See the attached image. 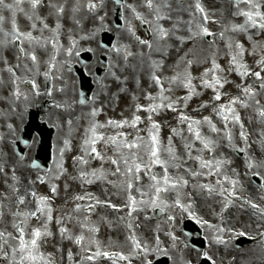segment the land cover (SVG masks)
<instances>
[{
    "label": "snow or ice",
    "instance_id": "6c2138e0",
    "mask_svg": "<svg viewBox=\"0 0 264 264\" xmlns=\"http://www.w3.org/2000/svg\"><path fill=\"white\" fill-rule=\"evenodd\" d=\"M122 0H117V3ZM237 9L233 13L234 16L244 17V23L224 25L223 30L218 34L219 39L225 45L224 56L228 59L226 68H222L217 62L219 58L220 50L217 49L211 59V67L205 68L203 73L199 77H193L190 69L192 67V61L185 60L183 57L181 60L185 63V69L181 71H174L173 75L162 78L160 75L152 74L151 79L158 89L156 95L147 93L145 99L148 101L146 105L137 104L135 111L131 119H125L123 121L109 120L105 124L92 121L89 127L85 130V135L81 145V155L73 157V163L79 165H88L90 160H99L100 167L94 168L90 172L79 169L80 180L88 185L93 184L96 181H106L109 176H115L122 178L121 183L125 186V190L128 193L127 207L131 209V212L138 210L137 205H151L153 208L159 207L161 211L165 208H175L181 214L188 212L191 214V204H184L181 199V191L189 186L190 179L195 181L193 189L199 188L200 190L207 191L209 195L218 194L225 198L228 203H231L233 199H239L236 196V185L239 183L238 177L240 175L235 169L232 172L235 177H230L224 168L231 164V161L225 157L217 156V149L221 147L220 141L226 142V146L230 149H234L237 152H247L246 148H238L234 146V136L232 128L239 126V138L245 145H248V135L244 131V123L241 120L238 108L249 109L253 108L256 115L259 117L260 123L264 126V103H262V97H264V47H260L258 42L252 43V49L250 55H256L257 49L260 47V59L256 62L259 71H253L244 61L245 53L248 49L244 44L235 40L232 37L225 39V33H242L247 34L250 30H255L256 35H264V11L261 10V4L257 0H233ZM27 4L28 9L24 7ZM247 5V10L240 9V5ZM142 7L148 9L151 19L146 17L140 11L137 10V6L134 4L128 5V9L131 12V19L125 18L126 30L133 36H135L134 22L147 25L150 30V35L157 42H166L172 38L179 42L182 46L194 38L199 37H213L215 34L210 32L207 24L209 23V17L205 12L202 5L197 2L194 7L196 12L202 14V23L196 24V30L193 31L192 25L195 22L194 19L189 21H177L171 29L165 28L161 21L171 20L170 10L171 3L168 0H160L159 3L155 0H144ZM42 8L49 9L48 16H42L40 10ZM97 8V4L89 0L87 3V11L93 12ZM66 10H69L72 14L74 22L79 23L77 15L83 10V6L79 0H75L69 8L68 0H64V3H55L53 0H12V2H6V0H0V48L7 49L9 46H14L18 49L20 55L17 56V60L28 58L31 60L32 65L35 68L37 74H39V57L36 49L47 50L49 44L52 49V54L48 60V71L44 73L46 79H50V73L56 69L57 58L63 50L67 57L73 55L79 56L80 51L76 48V40L69 35V44L65 48L60 43V36L62 34L63 25L61 23ZM9 13L8 16L4 15V12ZM20 14H23L28 21H30V30L21 31L17 22V18ZM193 15L194 14H190ZM48 17H55L56 23L54 27H51L47 23ZM101 21L104 19L100 17ZM216 23L215 20L211 21ZM179 23H185L188 25V35H178L181 29L177 26ZM10 25V27H6ZM45 32L50 33L49 36H45ZM38 33V34H35ZM91 38V37H90ZM138 43L146 45L150 50L153 43L151 40H143L136 36ZM248 40L252 42V36H248ZM213 42L214 41H210ZM25 44L31 48V52L25 50ZM170 47V46H168ZM114 51L119 54L120 48L113 46ZM179 51V48H177ZM132 55L131 52H125V60L128 56ZM4 67L0 69V72H7L11 77V82L14 85L13 95L17 100L21 97L19 85L21 83V77L17 75L16 69L21 68L22 65L17 63L16 65H9L7 59H3ZM67 61H65V65ZM26 71H33L32 68H28L27 65H23ZM116 67L110 64V72L115 77V72L112 69ZM153 67L162 70L164 67L163 61H153ZM180 67V61L174 65V69ZM235 73L240 77L241 81H246L249 77H254L258 82L256 87L252 84L239 83L235 84L236 89L240 93L239 95L232 96L224 91L225 85L232 84L234 81L228 79L226 73ZM200 83L197 85L196 80ZM3 81L0 80V83ZM23 83L31 86L33 90L37 89L38 85L35 79H24ZM167 85V86H165ZM201 88L203 90H211L213 93L209 101L201 103L195 112H202L205 109H211L210 115L202 116V118H195L187 114L189 102L193 97L202 96L204 93L198 91ZM178 90H183L186 95H176ZM227 97V100H225ZM27 99V96H24ZM86 97L81 98L80 103L84 104ZM222 101H224L222 103ZM171 111L176 113V119L181 127L179 129L172 128L168 137L167 145H163L160 138L161 125L154 119L155 115H158L160 111ZM141 112L147 113L146 118H142ZM98 114L95 107L92 108L90 115L95 117ZM216 117L223 127H218L214 122L213 117ZM147 123L146 128H141L140 125ZM71 124V121H69ZM186 125V131L188 136L184 135V127ZM207 127L208 133L205 134L203 129ZM11 127V126H9ZM125 128L133 130V133L124 131ZM104 129H112V133L109 134ZM144 132L146 135H141ZM260 137L261 148L264 149V127L261 128L258 133ZM131 136V139H129ZM179 137L181 141L182 152L178 151L174 144V137ZM65 147L69 148V141L65 140ZM103 144L107 151L101 152L98 150V145ZM65 149H60L61 160L56 162V174L53 175L52 180L58 181L63 176L67 175V169L64 167L63 155ZM109 151L111 154H109ZM166 153L167 158H164ZM245 168L247 171H252L254 167L264 166V161H261L259 165L254 164L251 160L245 156ZM105 164L112 166L111 169H106ZM190 164H195L197 167H190ZM33 168H39L38 163L31 165ZM155 168H160L161 173L153 171ZM170 169H174L177 173L183 170L186 175H172ZM9 171L11 176H9ZM50 172L53 169H49ZM247 171L245 174H247ZM254 176H258L260 179L259 187L264 188V176H260L258 172H253ZM0 176L4 178V191H0V220L3 219L5 212L13 218L12 227L15 230V235L11 232L0 230V264H57L52 253H45L42 251L43 243L53 236L50 225L53 222V211L50 198L48 196H38L35 190L28 189L21 193L19 187L20 179L16 175V168L12 166L10 169L7 162H0ZM147 176L149 183L145 187H138L142 184V177ZM203 177L208 179L215 177V184L218 187H213L210 183L200 184L199 179ZM75 179V177L73 178ZM11 181V182H9ZM38 182L41 184L48 183L44 177H39ZM36 181H27V184H34ZM108 183L115 185V181H108ZM230 185V188L225 187ZM59 185L56 183H50V191L55 196L57 194ZM67 191V184L65 185ZM133 191L139 194L140 199L137 200L136 196H133ZM9 192L12 196L9 197ZM175 192V199L171 204L162 199L167 194ZM31 198L35 202L34 209H27L25 211L20 210V206L24 205L28 198ZM147 197V199H145ZM91 200V195L85 193L84 195H77L74 197L75 201ZM5 201H11L9 204H5ZM101 202L96 201V205ZM15 205V210L13 209ZM96 205L88 203L86 206L81 203H76L73 212L79 213L82 210L85 212V219L81 221L78 217H73L71 214L65 216L61 215L55 218V223L58 226L59 235L61 240L69 239L74 240V243L80 246L81 253H83L80 264H84L85 261H93L96 257H105L113 261V264L117 262V256L121 261H128L129 257L123 253L114 254L107 251H100L98 243L96 244L97 250L92 252V244L95 241H90L87 248L84 245L86 239L83 234L84 231L96 233L98 231L95 227H88L90 223L91 213ZM106 206L119 210L116 205L107 204ZM253 209H258L257 204H251ZM129 213V216L131 215ZM264 218V214H262ZM173 216H169V220H173ZM32 220L37 221V226L31 227L29 225ZM74 223L81 228V234L73 236L71 229L67 227V223ZM206 223V222H205ZM131 225H129V228ZM209 227H213L209 225ZM219 231H224L219 229ZM171 235V234H169ZM132 245L137 250L141 248L140 242L130 235ZM173 241L176 237L172 236ZM216 243H224L219 237L215 240ZM159 244V240H157ZM61 252V259H63V250L58 249ZM145 258L147 256V246L144 248ZM91 253V254H88ZM207 257V253L204 254ZM211 259V257H207ZM67 259L69 264H75L73 260V253L71 250L67 253ZM146 264H151V261H146ZM213 264L215 262L213 261Z\"/></svg>",
    "mask_w": 264,
    "mask_h": 264
},
{
    "label": "rangeland",
    "instance_id": "374dc122",
    "mask_svg": "<svg viewBox=\"0 0 264 264\" xmlns=\"http://www.w3.org/2000/svg\"><path fill=\"white\" fill-rule=\"evenodd\" d=\"M83 1L86 2L87 0H79L82 6L84 4ZM125 1L128 2V5L134 4L137 7L140 2V0L139 1L136 0V2L134 3L132 2V0H125ZM181 1L182 0H168V2L171 3V6H172L170 13H175L177 11L179 12V10H181V12L183 11L184 13H186L188 21L190 19H194L195 22L193 23L192 28H193V31H195L196 24L202 23V19H200L201 17L195 12V7H194L195 3L191 2L190 0H188L189 3H185ZM258 1L264 3V0H258ZM6 2L10 3L12 2V0H6ZM53 2L55 3L59 2L60 4H62L64 3V0H53ZM74 2L75 0H68L69 8L71 7V4ZM200 4L202 5V7L204 8L205 12L207 13L209 17V23L207 24L208 29L215 30L214 27H211V25L213 24L211 21H212V18H214V16H212V14L208 12V10L210 9V6L209 5L204 6L202 3ZM24 7L28 9L27 4H25ZM239 7L240 9L246 10V5L239 6ZM219 8H222V6H219ZM42 9H47V8H42ZM42 9L40 10L41 15H42ZM223 9H224V6L222 10L216 15L219 17V19H221V17H223V15L226 12V9L225 10ZM144 10L146 13H142V14H146L147 17L151 19L148 9H144ZM48 12L49 11L44 12V14H47ZM3 14L6 16L9 15V13H7L6 11ZM125 14L128 17L129 11L125 10ZM190 14H194V16ZM71 17H72L71 12L69 10H66L64 18L61 21L63 25V28H62L63 35L68 36L71 34L73 38L77 39L80 36L82 40H84V38L87 40L88 32L92 30V27L95 24L93 22V17L84 14L83 10L77 15V20L79 21V23L74 22ZM240 21H243V20L239 18L238 16L236 24H241ZM17 22L21 29H26L27 21H26V17L23 14H20L18 16ZM161 23L163 24L165 28H168V29H170L169 27H172L174 24H177V22H169V20L161 21ZM178 25L179 27H183V30H186L188 27L187 24L182 25V23H179ZM94 29H95V26H94ZM187 35L188 33H185V36ZM249 35L252 36V42L248 40ZM136 36L140 37L143 40H147V37L145 36L143 32L137 33ZM129 37L130 38L123 39V36H121L120 39L115 43L116 44L115 46L120 48V53L118 54L113 64L116 67L112 69V71L115 72L116 78H113L112 74H110V76H107L106 81H105L106 88L99 94L100 97L98 98V101L104 102L103 104L105 105V108H106V109H103L104 115H102L99 119H95L97 115L95 116V118H92L90 115L91 111H88L87 120H86L80 114H77L75 121L68 125H66L62 119L56 120L57 126L58 124H61V129L55 138L56 141L54 140V151H55L54 162L52 166L50 167V169H53V171L52 172L48 171L47 173H44V174H47L45 177V180L48 181V183L43 185L45 187V191H48V192H50V183H56L59 185L57 194L55 196L49 195L50 197H52V199H55L56 201L57 200L64 201L68 197L74 196L75 194L89 193L91 196H93L96 200H99L100 202L101 201H111L117 205L127 203L128 193L125 190V186L121 183L122 178L115 177V176H109L106 181H96L91 185L83 183L79 178V169H83L84 171L90 172L92 169L100 167L99 160H90V163L88 165H79V164L73 163V157L80 156L82 154L81 145H82L83 138L85 135V130L89 127V124L92 121L98 122L100 124H105L109 120L123 121L125 119H129L131 114H133V112L135 111L137 104L146 105L148 103V101L145 99V95L147 93H152V91H155L152 94L153 95L157 94L158 89L155 88L156 86L154 85L153 81L152 83H150L152 74L155 73L156 75H160L162 78H166V77L173 75L174 71L182 72L186 67L185 63L181 60L182 57L185 60L192 61V67L190 69V72L193 77H199L201 73H203L205 68L211 67V59L213 57V54L216 52L214 50L218 47H223V49L219 48L220 52H219V58L217 62L221 65L222 68H226L228 64V59L227 57L224 56V52H225L224 43L219 44V45L217 43L208 44L204 42L203 37L194 38L191 41L181 46L179 42L176 41L174 38L166 42H157L151 35V41L153 43L151 50L146 45H142V44L140 45V43H138L136 39V42L140 47V48H137L130 34H129ZM229 37H232L235 40H239V42L244 44L245 48L248 49V52H246L244 56L245 63L253 71H259L260 69L257 67L256 62L260 59V47H264V43L263 45H260L261 43H259L260 47H258L256 55H250L249 53L251 52L253 42H257L260 40L261 42H264V35H256L255 30H250V32L247 34L231 33V32L225 33V39L227 40ZM80 38L78 41H80ZM64 42L68 46L69 40L67 39ZM80 43L84 44L87 42H80ZM143 46H146V47L142 51ZM177 48H179V51H177ZM135 49L137 53L128 56L127 59L125 60V52L127 51V52L133 53ZM174 51H177V55L175 57H173ZM115 53L116 52L114 51V53L111 54L110 63L114 61L113 56ZM142 56H143V59L141 58ZM153 61H163L164 63L163 69L159 70V69L154 68ZM178 61H180V67L178 69H174V65ZM226 74L228 76V79L231 81H234V83L225 85L224 91L229 93L232 96L239 95V92L236 89L235 84L246 82L247 84H252L254 87H256V85L258 84V82L255 81L254 77H250L246 81H241L240 77H238L234 72L226 73ZM195 83L199 85L200 81L197 79ZM138 85L140 88L137 91ZM151 86H153L152 91L148 89ZM4 90H7V89H4ZM197 90L202 91L204 94L199 97H193L192 101L189 102L186 112L192 117L202 118V116L210 115L211 109L210 108L205 109L202 112H195L193 111V109H196L201 103L205 101H209L213 93L211 92V90L207 91L201 88H198ZM66 92L67 94H64L65 92H61V94L58 96V99L69 96V90ZM176 95L183 96V95H186V92L183 90H178ZM114 98H117V101H114ZM124 99L125 100L127 99L128 101L127 107L120 106L121 102H123ZM261 99H262V103H264V97H262ZM225 100H227V97H225ZM223 102L224 101H222V103ZM61 110H65V108ZM75 114L76 112L74 113V116ZM141 114H144L145 118L148 115L147 113H144V112H141L140 115ZM239 114H240L241 120L244 123V131L248 135V145H250V147L245 145L244 142L240 140L239 133L237 132V129L235 127L232 128L234 141H236V143H234V146L238 148L247 147L249 153L253 150V160L252 161L254 162L258 161L260 163L261 161H264V158L262 157L256 158L254 156V150L259 155H262L264 153V149H262L261 146L259 145L260 142L258 143V140L260 141V137L258 133L260 132L261 128L259 126L258 127L255 126L256 122L259 120V117L256 115V112L254 111L253 108H249V109L242 108L239 111ZM176 115L177 114L174 112L162 110L160 111L158 115L154 116V119L157 122H159L161 125L160 138H161L162 144L165 146L167 145L168 137L172 135L171 129L172 128L179 129L181 127V125H179L177 122ZM60 120H61V123H60ZM213 120L215 123H217L218 127H221V128L223 127V125L219 123L218 119L215 116L213 117ZM259 124L261 125V123ZM6 127H7V122L2 120V126L0 127V129H5ZM140 127L146 128L147 123L145 122L144 124H141ZM183 127L185 129L184 135L188 136V133L186 131V125ZM103 131L111 134L113 130L104 129ZM124 131L133 133V130L129 128H125ZM203 131L205 134H209L206 126L204 127ZM141 135H146V133L142 132ZM129 139H131V136H129ZM173 139H174V144L177 150L182 152L183 150L181 148L180 138L177 136V137H174ZM65 140L69 141L70 150L69 148L65 147V144H64ZM2 141L3 139L0 134V143H2ZM220 143H221V147L217 149L216 155L222 156L225 158L227 157L230 158L231 156L236 160V158L233 156V153L235 151L233 152L232 150V154H228V151L225 150L227 148L225 141L221 140ZM62 148L65 149L62 159L64 161V167L67 169V175L63 176L58 181H53L52 177L54 174H56V162L61 160L60 149ZM98 150L101 151L102 153L107 151V149H105L103 144L98 145ZM109 154H111L110 151H109ZM235 155H237L236 152H235ZM164 158H167L166 153L164 154ZM236 163L237 164L234 166V162L231 161V164L227 165L224 168V171L230 177L234 176L232 169H235L237 172H239L240 173L238 177L239 183L237 185L240 186V189H243L247 186V182L243 178V177H246L248 174V171L245 168L246 161H243V162L236 161ZM7 165H9V163H7ZM190 165L189 166L193 168L197 167V166H192V164ZM104 167L106 169L112 168V166L109 164H105ZM241 168H244V170L247 171V174L243 175L241 173ZM153 171L158 174L162 172L160 168H155L153 169ZM170 172L172 175H186L185 173H183V170L177 173L176 171H174V169H170ZM253 172H254L253 170L250 171V175L251 174L253 175ZM19 174H22V173H16V175H19ZM74 177L75 179H73ZM144 177H145V180H144ZM108 181H115L116 186H113V184L108 183ZM74 182H76V185L74 184ZM148 183L149 182L147 181V176H143L142 184L138 185V187H145L146 189V186ZM194 183L196 182L190 179L189 186L186 189H183L181 193V199L183 203L188 204V200L190 201V199L194 197V202L198 206L199 201H202L200 198H203L204 200H206V195L208 193L207 191L200 190L199 188H196L194 190L193 189ZM198 183L200 184L210 183L214 188L218 187L215 184V177H211L208 179H204L203 177H201ZM66 184H67V191L65 190ZM35 187H37V184L35 185ZM225 187L228 188V185H225ZM70 191L73 193L69 195L68 193ZM248 191L251 193H254L253 191H250V190ZM132 195L136 196L137 200L140 199L139 194L136 191H133ZM62 196H64V198H61ZM175 196H176L175 194H167L162 199L166 200L167 203H169V200L171 201L172 199H175ZM145 199H147V197H145ZM219 200L220 199H218V201ZM221 201L225 204L224 200H221ZM137 206H141L138 209V211L139 210L140 211L131 212V215L129 216L135 220L134 222L130 224L131 225L130 228L128 226L132 235H134V237L137 238V240L140 243L144 242L143 243L144 247L147 246V251L150 255L156 254L154 248L157 246H160L163 249H166L167 247H169V244H171L173 241L172 236H176V235H173V234L169 235L167 233V228H165L164 225L159 224V221H165V220L160 219L159 221H155V223L146 222L144 221V218L151 214L150 211L152 210V208H147V207L145 208V205H139V204ZM206 208L208 209V214H206L207 218L211 221H215L218 216L217 198L214 199L210 203L209 206L207 205ZM27 209H30L29 205L24 207L22 211H25ZM166 209H169V208H166ZM240 213H243V211H241ZM64 214L65 216L71 214L73 217H78L76 216V214L78 213L73 212L72 210H67L64 212ZM103 216L105 215L100 212L95 213L93 217L90 216V223L88 224V226L93 221L96 220L98 227L103 228L101 225V221H100L101 219H103ZM137 217L138 219L136 221ZM177 217L178 216H176V218ZM79 219L83 221L85 217L80 215ZM32 222L33 221H31V223ZM33 226H37V223L33 224ZM3 227L5 228H2V230L11 232V229L8 228V225L3 226ZM227 228L234 229L236 228V226L233 224ZM112 229H113L112 234L107 235V237H106V233H104L103 235L104 238L108 239L104 247L112 248V249L122 248V250L126 253H134L135 248L132 245L129 237H127L123 233V230L121 229V227L113 226ZM79 230H81L79 226L77 227L75 231L71 229L72 235L73 236L78 235ZM223 230L224 231H222V234L227 232L226 229H223ZM99 238L102 239L101 236H99ZM157 240H159V244H157ZM70 242L71 241L69 239L58 240L59 246L69 244ZM175 242L177 241L175 240ZM249 251L250 253L257 251L259 252L258 253L259 255L263 253V250L261 248H257L256 250H249ZM210 252L212 255L221 254L224 257L230 256L229 248L219 247L215 243L211 245ZM136 253H137V250H136ZM192 255L193 253H191V255H185L184 253L182 257L180 258L177 257L174 264H179L181 260L183 261L182 264H189L188 262H191L192 259L190 260V256Z\"/></svg>",
    "mask_w": 264,
    "mask_h": 264
},
{
    "label": "flooded vegetation",
    "instance_id": "af4514ba",
    "mask_svg": "<svg viewBox=\"0 0 264 264\" xmlns=\"http://www.w3.org/2000/svg\"><path fill=\"white\" fill-rule=\"evenodd\" d=\"M20 73L23 74L24 73V70L23 69H20ZM243 225V224H246V221L243 220V218L236 214V213H233L231 214V216L229 217V219L227 220L226 222V226L227 227H230L231 225ZM76 226V225H75ZM88 227H92L91 225H89ZM81 234V233H79ZM78 234V235H79ZM86 237L85 241H84V245L85 244H89V242L92 240L93 238V235L94 233H91V232H88V231H84L83 233ZM76 236V235H74ZM61 237L59 236L58 238H55L52 240V246L49 250H47L48 253H52L57 264H69V261L67 259V253L63 256V259H61V252L58 251V249H60V246H59V243H58V240H60ZM73 247H71V251L73 253V260L75 261V264H80V261H81V258H82V255L83 254H79L78 251H77V248H80V246L76 245L74 243V240H70Z\"/></svg>",
    "mask_w": 264,
    "mask_h": 264
},
{
    "label": "bare ground",
    "instance_id": "6f19581e",
    "mask_svg": "<svg viewBox=\"0 0 264 264\" xmlns=\"http://www.w3.org/2000/svg\"><path fill=\"white\" fill-rule=\"evenodd\" d=\"M221 1V4H223V0H220ZM219 1H215V2H208V4H210L212 7H213V9H212V14H216V13H218V11H219V8H218V5H219ZM181 15V14H180ZM182 21H187L186 19H183ZM185 23H182V25H184ZM181 29V31L179 32V33H177L178 35H184L185 36V33H186V30H183V27H181L180 28ZM258 43H261L260 45H263V43L264 42H261V40L260 41H257ZM177 55V51H174V55H173V57H175ZM172 56V55H171ZM142 59H143V56L141 57ZM150 83H152V79L150 80ZM154 86V85H153ZM153 86H151V87H149L148 89L150 90V91H152L153 90ZM155 87V86H154ZM139 85L137 86V91L139 90ZM156 88V87H155ZM125 89V88H124ZM157 89V88H156ZM155 91H152V93H154ZM95 98V97H94ZM94 98L92 99V101H91V103H90V105H85V106H83V107H78V108H80L79 110H81V112L84 114V116L87 118V113H88V110H92V108L93 107H95L96 109H97V112L99 113L101 110H103V109H106L105 108V105L103 104V103H96V101L94 100ZM114 101H117V98H114ZM127 105H128V101H127V99L125 100L124 99V101L123 102H121V104H120V106L121 107H124V106H126L127 107ZM242 108H238V111H240ZM75 109L74 108H71V111H74ZM61 115H63V113H61ZM133 115V114H132ZM132 115H131V117H132ZM141 116H142V118H145V116H144V114H141ZM131 117L129 118V120L131 119ZM260 123V121L258 120L257 122H256V125L255 126H259V127H263L262 125H260L259 124ZM236 127H238V126H236ZM250 131H251V129H250ZM260 141L258 140V143H259ZM259 145H260V143H259ZM261 146V145H260ZM3 158H7V159H9V158H11V154H10V152H9V150H7V149H2V152H1V154H0V159H1V161H3ZM227 159L228 160H231L230 158H228L227 157ZM182 192V191H181ZM172 193H175V192H172ZM175 195H176V193H175ZM197 211H199V208L197 207Z\"/></svg>",
    "mask_w": 264,
    "mask_h": 264
},
{
    "label": "water",
    "instance_id": "95a60500",
    "mask_svg": "<svg viewBox=\"0 0 264 264\" xmlns=\"http://www.w3.org/2000/svg\"><path fill=\"white\" fill-rule=\"evenodd\" d=\"M48 148H49V146L47 147V149H48ZM41 157H44V158H46V159L48 158V156L43 155V154H40V155H39V158H41Z\"/></svg>",
    "mask_w": 264,
    "mask_h": 264
}]
</instances>
